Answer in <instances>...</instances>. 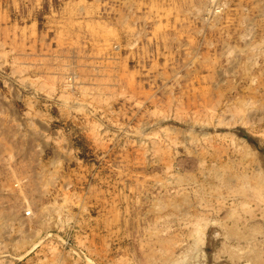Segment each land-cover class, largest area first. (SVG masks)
Returning <instances> with one entry per match:
<instances>
[{
  "label": "rangeland",
  "instance_id": "obj_1",
  "mask_svg": "<svg viewBox=\"0 0 264 264\" xmlns=\"http://www.w3.org/2000/svg\"><path fill=\"white\" fill-rule=\"evenodd\" d=\"M0 109V264H264V0H0Z\"/></svg>",
  "mask_w": 264,
  "mask_h": 264
},
{
  "label": "bare ground",
  "instance_id": "obj_2",
  "mask_svg": "<svg viewBox=\"0 0 264 264\" xmlns=\"http://www.w3.org/2000/svg\"><path fill=\"white\" fill-rule=\"evenodd\" d=\"M118 49H119V48H118ZM73 73H74V72H73ZM74 75H75V73H74ZM71 76H72V75H71ZM72 77H73V76H72ZM78 77H79V76H77L76 78H78ZM69 78H70V77H69ZM72 82H73V81H72ZM72 82H71V83H72ZM65 84H66V82H65ZM64 86H66V85H64ZM76 86H77V85H76ZM68 103H69V102H68ZM1 110H2V109H0V111H1ZM5 110H6V109H5ZM2 111H3V110H2ZM4 112H5V111H4ZM4 112H3V113H4ZM6 113H7V112H6ZM3 118H5V117H3ZM11 118H12V117H11ZM8 119H9V118H8ZM5 121H6V120H5ZM7 121H8V120H7ZM12 121H13V119H12ZM0 122H1V120H0ZM2 122H3V121H2ZM10 122H11V121H10ZM3 124H4V123H3ZM5 124H7V123H5ZM5 124H4V125H5ZM0 125H1V124H0ZM12 126H13V125H12ZM14 126H15V125H14ZM5 127H6V126H5ZM15 129H16V128H14V130H15ZM11 130H13V128H12ZM7 131H8V129H7ZM1 133H2V132H1ZM7 133H9V132H7ZM4 134H5V133H4ZM1 135H2V134H1ZM10 135H12V134H11V131H10ZM13 135H14V134H13ZM13 135H12V136H13ZM4 137H5V135H4ZM8 137H9V136H8ZM5 139H6V138H5ZM9 139H11V138H9ZM9 139H8V140H9ZM0 140H3V139H1V137H0ZM6 140H7V139H6ZM6 140H3V141L6 142ZM3 143H4V142H3ZM3 148H4V147H3ZM29 164H30V162H29ZM44 177H47V176H44ZM43 179H44V178H43ZM49 179H50V178H49ZM49 179H48V180H49ZM49 181H50V180H49ZM45 182H46V180H45ZM33 183H34V182H33ZM13 186L16 187V185H13ZM4 187H5V186H4ZM17 189H19L18 186H17ZM1 199H2V198H1ZM29 211H30V208H29ZM27 214H28V212H27ZM4 216H5V215H4ZM31 216H32V215H31ZM31 216H30L29 218H31ZM26 218H27V217H26ZM89 263H90V262H89Z\"/></svg>",
  "mask_w": 264,
  "mask_h": 264
}]
</instances>
